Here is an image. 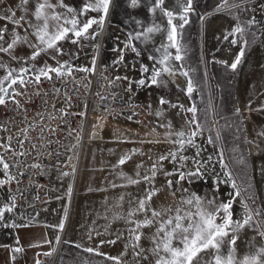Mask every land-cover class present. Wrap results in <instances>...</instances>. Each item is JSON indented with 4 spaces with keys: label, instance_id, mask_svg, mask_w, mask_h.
<instances>
[{
    "label": "rangeland",
    "instance_id": "1",
    "mask_svg": "<svg viewBox=\"0 0 264 264\" xmlns=\"http://www.w3.org/2000/svg\"><path fill=\"white\" fill-rule=\"evenodd\" d=\"M37 2L29 0L24 6L25 11L17 7L19 0H4L0 4V15L6 14L9 8L16 10L17 17L25 16L24 23L30 35L33 30L27 22L38 23L33 15ZM89 2L63 0L77 13ZM185 2L165 0L164 7L180 13L181 4ZM50 3L57 5L58 0H50ZM154 3L155 0H139L138 5L133 7L131 0H112L104 28L98 30L95 40L88 39L79 44L61 42L63 54H58L56 60L66 61L69 65H86L101 52L103 64L116 78L121 77L118 82L141 107L142 115L131 119L130 116L108 119L112 120V125L108 123L102 132L103 141L96 148L97 155L93 159L89 179L84 189L74 196L69 226L56 250V238L61 230L59 225L63 224L69 199L71 181L70 178L69 182L67 180L72 174L59 170L52 177L50 184L58 192L47 194L54 201L52 204L37 211L18 206L4 212L0 219V264H37V261L39 264H115L107 258L109 256H119L122 264H150V253L147 254L148 260H144L136 257L130 246L125 247L133 243L129 237L128 229L132 225L126 222L127 214L137 206L136 201L143 197L145 188L149 186L143 182L130 185L126 177L137 178V172L140 177L150 175L152 165L161 154L176 151L178 145L171 142L177 139L175 133L184 131L187 134L195 129V125L187 123L193 118V113L186 109L193 105L197 109L195 120L200 126L195 137L199 156L196 147L186 146L178 154L175 165L168 160L163 161L164 170L172 171L179 167V155H183L188 159L181 170L194 171L197 165L193 158H196L205 165L201 168L203 178L192 183L182 181L176 187L187 188L200 196H216L218 201L231 199L229 193L234 192L230 183H216L218 179L226 180L225 171H229L240 191V196L232 205L233 219L240 218L242 203L264 212V137L258 135L264 132V0H227V3L224 0H192L193 11L187 14L188 23L182 30L178 29L182 31L178 40L183 59L170 60L175 71L174 78L162 73L159 80L163 83L158 84H152L150 76L153 68L162 67L158 63L160 53L156 49L167 43L168 25L159 10L155 14L150 11ZM52 11L66 13L67 9L55 7ZM99 15L89 10L78 18L86 20ZM253 18L255 23H251ZM4 25L9 30L5 33L7 40L14 26L0 21V26ZM153 25H159L163 31L150 34L151 38L147 41L143 37L133 41L139 55L124 47L129 33L144 32ZM238 25L244 29L243 34L228 35ZM93 28L96 26L93 25ZM16 30L21 35L25 34L24 28ZM225 36L228 38L225 39ZM29 38L35 41L33 36ZM233 39L237 41L235 44L231 43ZM99 42L102 45L100 52L95 47ZM241 49L244 56L233 70L230 65ZM31 52L27 45H20L14 54L27 59ZM169 52L173 56L176 54L174 48H169ZM121 55L123 60L117 63ZM150 56L157 59H149ZM0 59L10 67H20V62L11 60L7 54L0 53ZM56 60L42 54L35 64L42 67L47 62L56 66ZM142 65L149 68L148 73L142 72ZM183 72L188 75H182ZM2 75L4 70L0 69ZM140 79L145 80V86L136 83ZM189 80L194 89L191 96L187 94ZM130 83L131 91L128 90ZM161 98L169 103L161 104ZM169 132L173 135L168 136ZM126 155L131 158L123 165L119 164V160ZM138 165L142 166L138 168ZM223 165H227V169ZM121 173L124 175L121 176ZM4 177L0 166V180ZM170 178L175 181L177 177ZM165 180L158 173L155 186L160 187ZM179 195L177 192V199ZM10 200L6 188L0 185V209L11 207ZM172 203V198L165 193L159 198L153 197L152 206ZM117 216L125 219H117ZM142 218L141 214L133 217L134 220ZM256 219H264V216ZM143 231L150 235L153 229L145 228ZM252 237H255L254 241ZM111 240H116V243H108ZM250 241L254 244L252 249H249ZM140 245L145 249L150 247L144 237ZM260 246H264V238L245 228L237 240V254L243 256ZM17 247L23 251L14 252ZM88 248L97 251L88 252Z\"/></svg>",
    "mask_w": 264,
    "mask_h": 264
},
{
    "label": "snow or ice",
    "instance_id": "2",
    "mask_svg": "<svg viewBox=\"0 0 264 264\" xmlns=\"http://www.w3.org/2000/svg\"><path fill=\"white\" fill-rule=\"evenodd\" d=\"M224 2L227 3V0H224ZM3 3L4 0H0V4ZM28 3L29 0H19L17 7L24 9V6ZM138 3L139 0H131L133 7H136ZM164 4L165 0H155V3L150 8L153 14L159 10L166 17L168 25L166 30L167 43L161 44L156 49L160 53L158 63L162 67L152 69L150 76L152 84L163 83L162 80H159L162 73L168 75L175 74L174 67L169 61L173 59L180 61L183 59L180 54L181 46L178 40V37H182V31H178V29H183L184 25L188 23L187 14L193 11L192 0H186L185 3L181 4L182 11L180 13H174L172 10L166 9ZM111 6L112 0H90L81 9L80 13H77L74 9L65 5L63 0H58L57 5L50 3V0H38L35 12L33 13L38 23L27 22L28 27L33 30L30 35L35 38V41L29 38L27 29H25L24 35H21L16 30L17 28L24 27L22 21H25V16L17 17L16 10L12 8H9L6 14L0 15V21L9 22L14 26L7 40L5 39V33H8V27L7 25L0 26V53L7 54L13 61L20 62V67L15 68L10 67L0 59V69L4 70V75L0 76V106H6L11 101L17 107H20V100L17 97L24 96L30 84L39 87L44 80L52 81L54 77L63 78L66 75L71 76L74 70L95 72V57L92 60L93 67L91 69L87 67L73 69L68 62L56 60V57L58 54H63V45L61 43L63 41L79 44L84 40H95L99 35L98 30L103 29ZM55 7H64L67 9V12L57 13L52 11ZM24 10L27 11L26 9ZM89 10L100 15L98 17H90L86 20L78 18V16H82L83 13ZM174 20H178L179 22L174 23ZM251 23H255L254 18ZM93 25L96 28H93ZM161 31L163 29L159 25H153L148 27L144 32L129 33L124 47L131 48L133 52H137L133 41H139L141 37L147 41L151 38L150 34ZM243 32L244 29L238 25L228 35H235L236 33L242 35ZM227 38L225 36V39ZM236 42L235 39L231 41L232 44ZM244 43L246 44L247 41L245 40ZM20 45H27L32 49L27 59L14 54L15 49ZM95 47L98 49L99 44H96ZM169 48L176 50L174 56L169 52ZM120 51L122 52L123 50L121 49ZM42 54L48 55L53 60H56V66L45 62L42 67H37L35 61ZM137 55H139V52H137ZM243 56L244 50L241 49L235 60L231 63V69L235 70L237 68ZM149 59L156 60L157 58L150 56ZM122 60L123 55L120 56V60L117 63ZM29 61L32 63H29ZM141 70L144 73L149 72V68L145 65L141 66ZM182 75L187 76L188 73L183 72ZM116 79L119 80L121 77H117ZM124 79H127V77H124ZM136 83L139 86H145L146 84L144 79H140ZM128 90L131 91V83L129 84ZM193 91L191 80H189L187 94L191 96ZM160 103L165 104L169 102L161 98ZM172 107H176V105H172ZM186 111L193 113V118L187 121V123L189 125H195V129L187 134L184 131L175 133L177 139L171 142L178 145L176 151L161 154L152 165L150 175L140 177L139 172H137V178L126 177L130 185H138L143 182L149 187L145 188L143 197L136 201L137 206L127 214L126 222L132 225L128 229L129 237L133 243L131 245H125V247L130 246L135 256L144 260H148L147 254L150 253L152 257L150 264H264V246H260L254 252L250 251L243 256L237 254V240L245 228L253 230L258 236L264 238V219H256V217L264 216V212L260 209L254 210L247 203H242L243 211L240 218L233 219L232 205L236 197L240 196V191L237 188L235 180L232 179L231 172L225 171L226 180L220 181L218 179L216 181L217 184L221 182L230 183L234 189L233 193H229L231 199L218 201L216 196L211 198L200 196L195 192H189L187 188L176 187L182 181L192 183L195 179L203 178L204 172L201 171V168L205 167V165L196 160V158H193V162L197 165L194 171L181 170L188 159V157L183 155H179V167L174 168L172 171L164 170L163 161L168 160L175 165L178 154L182 153L186 146L196 147L197 157L199 156L200 150L198 145L195 144V137L199 134L198 129L200 127L195 120L197 109L193 105L186 109ZM172 135L173 133H168V136ZM258 135L264 137V132H260ZM155 142L159 143V141ZM209 143H211V139H209ZM130 158L128 155L122 157L119 160V164L123 165ZM210 160L211 157H209ZM0 165L7 172L9 165L4 162L2 157H0ZM141 166L138 165L137 167L139 168ZM223 167L227 169V165H223ZM158 173L166 178L165 183L160 187L155 186V179ZM123 175L121 173V176ZM174 176L177 177L175 181L170 178ZM9 179L13 178L9 177ZM6 182L0 180V185ZM177 192L180 193L178 199ZM165 193L172 198L173 203L167 206L160 204L157 207H153V197L159 198ZM5 211H12V207L0 209V219L3 218ZM137 214H141L143 218L134 220L133 217ZM117 219L125 218L117 216ZM59 227L62 230L63 224L59 225ZM145 228L153 229L150 235L144 233L143 230ZM142 237L149 241V248L145 249L140 245ZM254 240L255 237H252V241ZM56 241L59 243L58 236ZM252 241L249 242V249L254 247ZM108 243L115 244L116 240L108 241ZM13 251L21 252L23 249L17 247ZM86 251L94 252L97 250L88 248ZM50 254L45 253V255ZM97 254L103 255L99 252ZM206 256L210 258L205 259ZM107 258L115 261V264H122L119 256H109ZM37 264H39V261H37Z\"/></svg>",
    "mask_w": 264,
    "mask_h": 264
},
{
    "label": "built area",
    "instance_id": "3",
    "mask_svg": "<svg viewBox=\"0 0 264 264\" xmlns=\"http://www.w3.org/2000/svg\"><path fill=\"white\" fill-rule=\"evenodd\" d=\"M92 60L70 66L91 69ZM17 99L20 107L11 101L0 106V157L9 168L5 172L0 166L11 207L27 210L37 211L52 202L47 194L57 193L50 184L55 162L73 161L76 172L93 115L116 119L142 115L141 107L103 64L101 52L95 55V72L74 70L71 76L44 80L39 87L30 84Z\"/></svg>",
    "mask_w": 264,
    "mask_h": 264
},
{
    "label": "bare ground",
    "instance_id": "4",
    "mask_svg": "<svg viewBox=\"0 0 264 264\" xmlns=\"http://www.w3.org/2000/svg\"><path fill=\"white\" fill-rule=\"evenodd\" d=\"M25 23H24V21H22V24L24 25V27H22V28H24V31H25V29H27ZM29 36L31 37V35H29ZM100 39H101V37L99 36V41H101ZM101 46L102 45L99 42V48H98L99 52L101 51ZM168 76L171 78H174V75H168ZM108 119H112V118H110L106 115H100V116L93 115V120H92L91 125H90L91 128L89 130V135H88V138H87L84 150H83L82 158H81L80 162L77 163L76 172H74V170L72 168L73 161H68L67 164H65V162L64 163L55 162L52 166V171H51L52 177L56 176L57 173H59V170L66 172L67 174L69 173V174L73 175V176H69L68 180H67V182H69V178H70L71 182H70V187H68V188L71 191L69 192V196H68L69 199H68L66 213L64 216V220H63V229L60 230L59 243L56 244L55 250L58 248L59 244L61 243V241L63 239V235L65 234V232L68 229L69 221H70V218L72 215V209H73L72 203L74 201L73 200L74 196L77 194V192H79V191L81 192L84 189V185L87 182V180L89 179L90 172H91L92 165H93V159L97 155V149L96 148H97L98 144L103 141V139H101V136L103 137L102 132L106 130V128L108 127L107 126L108 123L109 124L111 123V125H112V120L110 122ZM87 145H88V147H87ZM86 147H87V149H86ZM53 181H54V179H53ZM53 202L54 201H52L50 204H52ZM40 213L41 212H39V214Z\"/></svg>",
    "mask_w": 264,
    "mask_h": 264
}]
</instances>
